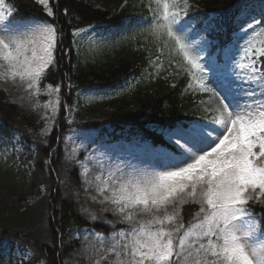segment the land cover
Returning <instances> with one entry per match:
<instances>
[{"label":"trees","instance_id":"16d2710c","mask_svg":"<svg viewBox=\"0 0 264 264\" xmlns=\"http://www.w3.org/2000/svg\"><path fill=\"white\" fill-rule=\"evenodd\" d=\"M7 1L20 20L55 22L64 39L56 49L55 67L40 81L41 88L51 85V91L59 87V92L21 99L0 80V136L6 137L0 140V238L10 245L0 264H22L21 258L32 264H64L79 244L71 239L74 231L92 227L109 233L105 223L91 222L64 195V145L71 134L91 131L98 143L108 145L131 139L158 143L163 126L212 121L215 115L203 101L208 93L186 72L182 54L163 30L153 32L144 22L158 15L156 0H49L54 17H47L35 0ZM189 3L194 5L189 16L222 22L209 37L213 50L232 44L233 33L251 21L255 30L246 37L248 53L254 49L255 59L264 63V25H258L264 19V0ZM178 4L183 7V0ZM129 18L141 22L140 27L119 32L118 25ZM148 45L152 54L162 48L160 67L151 63ZM51 94L59 101L55 124L50 134L42 135ZM68 174L75 185L82 183L76 164ZM199 210L194 202L182 206L184 230L201 216ZM254 211L264 215V205L256 203Z\"/></svg>","mask_w":264,"mask_h":264},{"label":"snow or ice","instance_id":"6c2138e0","mask_svg":"<svg viewBox=\"0 0 264 264\" xmlns=\"http://www.w3.org/2000/svg\"><path fill=\"white\" fill-rule=\"evenodd\" d=\"M35 2L43 6L47 17H54L49 0ZM156 4L158 15L144 22L152 25L153 32L163 30L161 34L182 54L186 72L199 81L201 91L216 95L219 116L212 121H176L158 130V143L141 141L145 151L159 157L153 167L163 170L150 173L130 163L107 167V179L98 187L102 202L110 203L125 222L131 223L138 214L150 217L128 233H116L123 242H114L109 251L116 255V264L189 260L194 264H264V215L257 217L250 206V202L264 203V63L255 59L253 49L251 63L237 66V57L248 55L246 37L255 30L253 23L241 25L238 34L233 33L232 44L213 50L209 37L221 27L220 20L189 16V8L194 7L189 0H183V7L178 0H156ZM140 23L129 18L118 30L127 32ZM258 25H264V19ZM63 39L55 22L19 21L11 7L6 14L4 0H0V79H26L28 89L38 90L41 77L57 63L56 49ZM48 134L47 128L43 130L42 135ZM99 147L104 148L103 143ZM92 162L105 168L100 161ZM81 166L86 175L87 163ZM177 202L201 206L198 222L186 230L183 223L172 227L178 211L170 214L168 208H175ZM91 219L97 218L92 215ZM9 248L8 241L0 238V256ZM21 259L22 264H32L30 258Z\"/></svg>","mask_w":264,"mask_h":264},{"label":"rangeland","instance_id":"374dc122","mask_svg":"<svg viewBox=\"0 0 264 264\" xmlns=\"http://www.w3.org/2000/svg\"><path fill=\"white\" fill-rule=\"evenodd\" d=\"M4 4L6 14L7 8L11 7L13 15L14 6L9 4L7 0H4ZM29 20L39 21L34 18H28L26 20L19 21L26 22ZM233 50L235 51V49ZM152 53L154 52H152L150 48L149 54L151 57V63L157 65V67H160L163 63L161 60L162 57L159 55L160 53H163L162 48L159 47L155 54ZM251 59V53L248 54L247 57L241 55L237 57V66L242 67L247 65L251 63ZM0 80H2L5 85L11 88V92L15 94L16 97H20L21 99L32 97L31 99L35 100L34 97H37L40 94H50V92L55 93V90L51 91L49 87L41 88V79L39 81L38 90L36 87L28 89L27 80L25 79L24 81H21L19 77L11 78L8 76ZM206 92L208 95L203 101L206 103V105H208L210 111L214 113L216 117H218L219 101L213 92ZM57 101V94H51L48 105L49 110L46 112L45 126L42 128L40 132L41 134L46 128L49 130V133L53 130L57 113ZM90 140H95V143H91ZM100 144L101 143L96 141V135L91 131H80L67 138L65 142L66 152L64 157V169L62 171L61 185L63 187L64 195L68 199H74L78 203V208L80 211L91 222L105 223L108 226L109 233H102L91 227H86L80 233L79 231H74L71 239H77L79 244L69 255V257L65 259L64 264H116V255L109 251V249L112 248L114 242H123L120 237L116 236V233L121 231L128 233L133 227H138L140 221H147L150 219V217L146 215L138 214L131 223L123 221L121 215L114 213L113 206L110 203L102 202L103 197L98 195V187L103 180L107 179V167L109 166L114 167L115 165H120L123 167L126 163H130L136 168L144 169L152 173L163 170L153 167L159 157L153 153L145 151L141 146L140 141L137 139H131L128 141L123 140L110 145L103 143L104 148H100ZM86 157H91L92 161H100L104 163L105 168L101 169L98 164H94L92 161H86ZM84 163H87L88 167V172L86 175H82V173H84V168L81 165ZM73 164H76L80 169L82 175L81 184L75 185L69 178L68 171L71 169V165ZM97 176H100L101 180L98 181L96 179ZM256 203L264 205V203L259 201L255 203L250 202V206L253 208V210ZM184 204H179L177 202L175 208L171 205L169 206L168 212L170 214L178 211V220L176 224L172 225V227H175L180 223L181 208ZM198 205L200 206V204ZM85 209H87V211H84ZM92 215L96 216L97 219L95 221L91 219ZM160 215H162V213ZM257 217L259 216L257 215ZM196 222H198V219L193 223ZM166 227H168L167 223ZM95 234H99L100 237H102V241L101 239H98L97 235ZM16 252L18 256L24 255L21 250H17ZM181 264H194V262L189 260L187 262H181Z\"/></svg>","mask_w":264,"mask_h":264}]
</instances>
